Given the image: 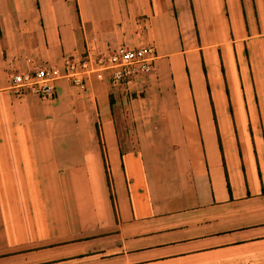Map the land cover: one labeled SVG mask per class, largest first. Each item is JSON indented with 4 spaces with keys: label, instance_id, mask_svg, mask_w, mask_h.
Returning a JSON list of instances; mask_svg holds the SVG:
<instances>
[{
    "label": "crops",
    "instance_id": "obj_1",
    "mask_svg": "<svg viewBox=\"0 0 264 264\" xmlns=\"http://www.w3.org/2000/svg\"><path fill=\"white\" fill-rule=\"evenodd\" d=\"M145 44L129 86L12 87ZM0 264H264V0H0Z\"/></svg>",
    "mask_w": 264,
    "mask_h": 264
},
{
    "label": "built area",
    "instance_id": "obj_2",
    "mask_svg": "<svg viewBox=\"0 0 264 264\" xmlns=\"http://www.w3.org/2000/svg\"><path fill=\"white\" fill-rule=\"evenodd\" d=\"M155 62V51L149 44L106 50L91 48L80 59H67L62 69L40 68L32 73L16 75L11 81L13 89L18 92L53 100L59 82L84 90L85 82L95 78L97 81L106 79L112 87H125L149 75L155 68Z\"/></svg>",
    "mask_w": 264,
    "mask_h": 264
},
{
    "label": "rangeland",
    "instance_id": "obj_3",
    "mask_svg": "<svg viewBox=\"0 0 264 264\" xmlns=\"http://www.w3.org/2000/svg\"><path fill=\"white\" fill-rule=\"evenodd\" d=\"M138 46H141V45H138ZM123 47H127V48H130L129 46H126V45H124ZM135 47H137V46H135ZM84 55V53L78 58V59H80L82 56ZM70 61L71 60H77V59H69ZM88 82V81H87ZM68 84V83H67ZM87 84V83H86ZM69 85V84H68ZM69 87L71 88V89H75V88H73V87H71L70 85H69ZM133 96H135V95H133ZM113 102V99H112V97H110V103H112ZM96 128V131L98 132V129H97V126L95 127Z\"/></svg>",
    "mask_w": 264,
    "mask_h": 264
}]
</instances>
